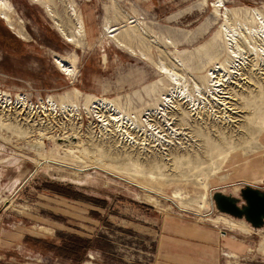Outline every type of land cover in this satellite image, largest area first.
Segmentation results:
<instances>
[{"label": "rangeland", "instance_id": "1", "mask_svg": "<svg viewBox=\"0 0 264 264\" xmlns=\"http://www.w3.org/2000/svg\"><path fill=\"white\" fill-rule=\"evenodd\" d=\"M9 1L13 11L6 12L7 21L0 18V264H153L160 224L168 215L207 223L234 243L250 244L245 252L233 246L242 254L223 252L222 264H264V226L253 229L244 219L224 217L212 202L217 191L238 197L241 185L231 179L234 160L261 155L264 57L258 62L254 50L240 44L247 67L240 66L224 88L232 96V111L225 114L229 123L216 126L203 111L196 118L204 116L203 123H195L196 116L185 114L191 106L175 103L168 116L180 135L170 146L158 145L140 128L130 129L133 140L113 126L105 131L84 107L87 98L110 100L139 125L148 118L163 132L147 111L175 86L159 67H174L201 106L194 84L214 64L230 68L235 61L220 31L223 12L239 17L236 24L229 17V23L248 37L239 22L259 26L253 10L264 16V0H221L219 12L213 7L218 0ZM72 8L84 24L80 36ZM107 27L125 46L109 38ZM174 58L183 66H175ZM58 59L72 67L70 75ZM65 101L76 103L79 116L60 112ZM212 106L214 120H222ZM210 126V133H199ZM252 174L253 182H261L253 187L264 189V179ZM52 184L68 187L62 190L68 196L58 195ZM229 218L244 229L231 228ZM70 235L92 241L85 255L68 258L54 250Z\"/></svg>", "mask_w": 264, "mask_h": 264}, {"label": "bare ground", "instance_id": "2", "mask_svg": "<svg viewBox=\"0 0 264 264\" xmlns=\"http://www.w3.org/2000/svg\"><path fill=\"white\" fill-rule=\"evenodd\" d=\"M220 5H222L221 0H218L216 2V4H213L214 12H219L218 7H220ZM12 11H13V6L11 5L9 0H0V18L7 21L8 16H7L6 12L10 13ZM71 12L72 13L70 15L75 19V22H76L77 27H78L77 34H79V36H80L85 31L83 21L80 17L77 16L76 11L73 8L71 9ZM253 14H254L255 20L259 23V26L255 27V26H253L252 23H251V26H248L246 24L239 22V26H241V24H242L244 29L249 33L248 37H245V36H241L238 33V31L236 30L235 24L238 23L236 18H239V17L236 16V18H235L227 9L225 10V12H223L222 16L224 18V24L221 25L220 31L225 38L226 48L229 51L230 55L233 54L235 61L230 68H228L227 66L224 67L220 63L214 64L215 69L209 70L207 72L206 77L202 76L203 78H200V80H201L200 84H194L195 92L198 94V96L202 100L201 106L199 105L200 103L198 102V99L194 95H191L188 92V90L186 89L187 88L186 85L184 83L181 84L183 78L175 72L174 67L166 68L164 65H161L159 67V69H161V71H163V73L167 76L168 79H170L171 82L174 83V86H175L174 89L172 88L171 90L168 91V93H165L164 95L160 96V99L156 102V104L153 105L152 107H150V110L147 111V112H149V114L152 117L153 116L157 117V119L162 124L161 128H163V132L161 130L157 131V128L153 129V126L151 124H149V122L147 121L148 118L145 120V123H144L145 125H139V123L137 122L138 120L134 116H131L128 113H121L122 112L121 109H119L113 102H111L110 100H106V99H93V98L89 99V98H87L86 102H85V106H84L86 113H89V112L93 113L97 118H99V122H101L100 126L105 131L107 130V128L113 126V129L117 133H119V135L122 138H125L127 140H133V138L130 137V135L132 134V133H130V129L132 130L133 128H136L139 130V128H140L141 131L146 135V137H148L150 140H153V142H156L160 146H162V145L170 146L174 141H178L177 136L179 137L180 134H178V133H180V132L177 133V131H176L177 129L175 130L172 127V123L169 122L170 117L168 116V112L173 110L172 108L174 107L175 103H179L182 101L183 103H186L187 105L191 106V110L185 114H187L189 117L196 116L193 120V121H195V123L200 124L203 121L204 116L200 119H196V118H199V113H201L202 111H203V115L208 114V118L213 117V119H211L212 122H210V123H212L216 126L218 123L220 124L221 122H222L221 123L222 125L224 124V122L229 123L230 117L225 116V114L227 113V111H232V110H230V107L228 105V103H229L228 100L231 99L232 96L230 95V93H226V92L224 93V91H225L224 88L228 84H230L231 77H233L235 75V73L238 72V68L239 69L241 68L240 66L245 65V60H247V59H244V57L241 54L242 52H244V48L240 44L241 43L248 44L252 48V50H254L258 62L262 61V59L264 57L263 55L261 56V54L264 53V46L263 47L262 46L259 47V45L256 46L255 42H254L256 39V40H261V42L263 41L262 44L264 43V16L257 10H253ZM229 17H231L232 19H236V20H233V22L235 24L232 25L229 23ZM129 23L130 22H128V24ZM8 28L12 29L11 25L8 26ZM112 29L113 28H111V27L106 28V33L109 35V38L112 39V41L115 42L117 45L125 46V44L123 42H121L117 39V36L115 35V29L114 30H112ZM141 31H143V30H141ZM72 32H74V31H72ZM67 39L69 40V42L75 41V37H71V38L68 37ZM78 39H80V38H78ZM251 43H253L254 45H252ZM257 50H261V53L259 54V51H257ZM257 60L254 62L253 67L258 65ZM57 61H58V64H60L59 67H61L62 71L64 73L70 75L72 72V67L68 63H66L65 60L58 59ZM174 64L177 67L183 66V63L177 58H174ZM229 69L231 70L230 72H228ZM257 69H258V67H257ZM224 77H226L227 79L224 80ZM260 80L264 81V78L260 79ZM245 85H248V84H245ZM261 94H263V93H261ZM263 95H261V96H263ZM208 98L210 100H208ZM4 100H6V102H8L7 98H5ZM88 102H90L89 105H87ZM16 103H19L18 99H17ZM91 104H92V106H91ZM213 104H214V107L218 108L217 110L222 112V120H221V118L219 121L214 120V118H215V115H214L215 111L214 110L215 109H213V106H212ZM58 106L60 107V112L62 114L75 113L79 116L78 107H77L76 103H74L72 101L61 102ZM56 108H57L56 105H53V104L51 105V109L53 111L56 110ZM100 114H107L108 116H110L111 119L109 121L104 120L101 118ZM120 114L123 117L122 119L118 118V116ZM184 120L185 119L183 118L182 121H184ZM222 125H220V126H222ZM182 126H183V124H182ZM147 128H149L150 130L148 131ZM212 128H213V126H210V128H208V129L203 128V131H200L199 133H201L203 135L208 134L211 132ZM219 135H222V134H219ZM144 141H146V138L144 139ZM78 142H76V143H78ZM127 142H129V141H127ZM133 142H135V141H133ZM72 144H73V146H70V145L67 146L68 150L69 149L72 150V148H74L75 144L74 143H72ZM176 144H177V146L182 145L179 142H176ZM77 145H80V144H77ZM181 149L184 150L183 147ZM186 156L188 157V156H190V154L187 153ZM186 156H182L181 158H184V157L186 158ZM185 160H187V159H185ZM174 161H176V159ZM178 161H179V159H178ZM201 164H202V162H201ZM149 178L152 179L153 175L150 176ZM160 180H162V179H160ZM172 198H174L176 200L179 199L177 197V193H173ZM205 198H206V194L203 195L202 201H204ZM180 205L182 206L181 203H180ZM201 205L205 206L203 202H201ZM213 205H214V203H213ZM219 214L222 216L224 215L221 213H219ZM224 217H225V215H224ZM228 225L231 226V228L236 229V230L238 228L244 229L243 224L241 222L238 223L232 219L230 220V218L228 220ZM247 233H250V232H247ZM260 246H262L264 248V238H262Z\"/></svg>", "mask_w": 264, "mask_h": 264}, {"label": "crops", "instance_id": "3", "mask_svg": "<svg viewBox=\"0 0 264 264\" xmlns=\"http://www.w3.org/2000/svg\"><path fill=\"white\" fill-rule=\"evenodd\" d=\"M257 144L260 157L248 161L239 158L231 165L234 167L231 179L240 183L241 188L244 185L256 186L261 183L253 182L252 171L255 177L264 179V129L259 135ZM228 194L233 196L232 192ZM222 234L226 236L222 237ZM229 237L231 235L207 223H199L189 217L168 215L160 224L153 264H222L223 252L232 250L242 254L241 251L250 246L238 239L234 243ZM235 244H239L243 250H235L233 247Z\"/></svg>", "mask_w": 264, "mask_h": 264}, {"label": "water", "instance_id": "4", "mask_svg": "<svg viewBox=\"0 0 264 264\" xmlns=\"http://www.w3.org/2000/svg\"><path fill=\"white\" fill-rule=\"evenodd\" d=\"M216 210L235 219H244L253 229L264 226V189L244 185L238 197L219 191L212 195Z\"/></svg>", "mask_w": 264, "mask_h": 264}, {"label": "trees", "instance_id": "5", "mask_svg": "<svg viewBox=\"0 0 264 264\" xmlns=\"http://www.w3.org/2000/svg\"><path fill=\"white\" fill-rule=\"evenodd\" d=\"M55 185L52 187L54 192H56L58 195H63V196H68L62 190H70L68 187L61 186L59 184H52ZM98 201L97 199H94ZM92 246V241L90 239H82L79 237H76L74 235H70L66 238H63L61 240V243L59 246H55L54 250L61 255H64L65 257L68 258H79L80 255H85V253L91 248Z\"/></svg>", "mask_w": 264, "mask_h": 264}]
</instances>
